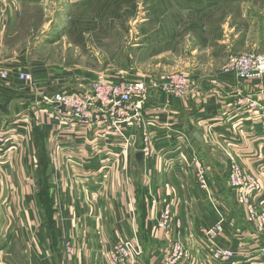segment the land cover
<instances>
[{
  "label": "crops",
  "instance_id": "1",
  "mask_svg": "<svg viewBox=\"0 0 264 264\" xmlns=\"http://www.w3.org/2000/svg\"><path fill=\"white\" fill-rule=\"evenodd\" d=\"M2 2V14H0V35H2L0 52H2V59L0 60V67L9 75L5 83H0V120L5 121L8 125L18 126L15 130H17L22 141L14 150L8 163H2L3 149L2 147L0 149V204L2 205V195L6 196L7 192L8 196L12 195V199L15 200L11 205L8 202V209L12 208L15 212L20 211L18 221L21 226L20 234L25 250L19 254L20 260L17 262L12 256V258L10 257V253L3 254L0 250V264H108L106 253L114 243L130 238L133 233L137 234L135 229L136 186H134L135 183L132 179L131 183L128 181L129 178L126 176L125 170L129 165H132L138 174H150L146 169H150L151 165H148L150 164L148 162L146 164L145 158H143L140 172L135 162V154L141 152L142 148V133H137L135 144L129 150L127 167L124 168L120 160L111 166L107 175L100 176V170L95 169L98 158L95 151L92 154L93 150L87 148L82 155L79 154L85 150L88 138L83 143L81 140L83 134L79 130L59 129L51 120L49 113L38 104L33 90H28L17 80L19 73L32 74L35 87L43 92H49L69 88L63 83L75 79V86L77 88L82 87V84L88 82L89 77H84L83 74L75 70L63 71L62 73L66 75L58 78L63 80V83L58 84L59 81L49 76L50 71L47 70L45 76V70L37 69L36 64L31 65L26 61L23 62L24 56L17 58L16 61L8 60L14 58L9 55L8 50L6 52V46H8L7 38L15 30L17 10L15 0H2ZM262 8H264V1ZM208 76L216 77L217 86H212L210 81H206L210 77L204 78L194 75L193 77L197 79L196 87L185 98L151 95L149 108L152 111L147 122L153 121L158 124L157 121H160L159 130L156 131L158 135L156 138L154 136L150 139L153 143L152 156L156 158L157 162H162L164 166L170 165L171 162L172 164L177 162L176 157L175 159H166L173 154L171 153L173 149H171L170 141L173 142L175 137L168 138L167 133L161 129L163 119L166 118L167 113L171 114L175 116L172 123L185 125L191 134L195 132L199 134V140L193 138V146L201 154L212 182L214 184L217 182L219 184H216L217 187H222L223 192L227 191L229 202L232 198V192L226 185L229 163L225 153L221 152V147L225 149L226 145L230 147L231 151L238 156L240 155L239 161L244 171L254 175L260 181L262 190L255 196V200L257 203L264 204V81L237 82L233 76L222 73ZM72 87L74 88V86ZM239 95L243 98L244 96L257 95L261 109L251 110L238 106ZM36 109L39 111L37 113L38 118L35 120L32 115ZM156 115H158V119L155 118ZM207 124L216 128L215 135L208 136L206 134ZM39 133L41 139L38 137ZM56 138H58L57 141ZM226 138L232 139L236 143L228 145L224 142ZM41 142L45 146L47 156L45 164L49 179L46 192L48 193L47 203H40L39 191L36 187L39 180L37 154ZM138 142L139 147L136 148ZM56 144L73 149L74 156H63L60 152L61 148L55 147ZM215 147H218L219 150H214ZM82 160L84 165H80ZM94 169L95 171H93ZM119 169L126 177V179L124 178L125 182L123 179L122 181L118 179ZM171 174L176 176L175 172H171ZM216 176L222 179L223 184H220L221 182ZM11 180L12 183H10ZM20 180H24L26 184L30 183V186L21 188ZM179 180L181 181L180 178ZM15 185H18V189L15 188ZM179 189L178 193L183 194L181 183ZM187 190L189 191V187H186ZM156 192L158 193V191ZM160 192H163V189H160ZM195 192L200 193L196 186ZM189 196L196 208L187 205L186 210L183 211V225L186 231H191L192 220L196 225L195 220H199L203 214V202L194 199L191 194ZM231 203L234 205L233 200ZM45 206L50 207L46 209ZM180 207H183V204ZM234 207L237 209L235 205ZM187 210L191 213H187ZM119 211H121L123 221L128 222L127 225H125L126 222L120 221ZM237 212L241 215L237 218L238 222H235L234 219L230 224L227 222L228 225L222 235L228 243L223 241L222 237L221 243L224 246L238 245L243 250L244 257L240 264H264V260H260L261 255L258 251L263 243V238L256 235L253 228L245 222L241 212L239 210ZM152 215V212H149L146 215V220L152 218ZM190 215L195 219H190L188 222ZM31 217H35V219ZM24 220H26L25 223ZM29 223H33L30 228L28 227ZM15 224L14 221L10 222V226ZM150 224H153V221ZM232 225L233 229L231 228ZM242 228L247 232H243L244 238L239 240V230ZM66 239H70L72 244L70 255L65 253L63 248ZM11 241L12 236L9 233L7 239L0 240V248L3 242L7 248L6 251H10L8 244ZM150 257V260H146L143 259L142 255L138 264H158L157 260L153 261V258H158L157 254Z\"/></svg>",
  "mask_w": 264,
  "mask_h": 264
},
{
  "label": "rangeland",
  "instance_id": "2",
  "mask_svg": "<svg viewBox=\"0 0 264 264\" xmlns=\"http://www.w3.org/2000/svg\"><path fill=\"white\" fill-rule=\"evenodd\" d=\"M263 1L15 0L17 10L15 30L7 38V45L11 46L10 48L6 46V52L8 50L9 55L14 57L8 60L16 61L17 58L24 56L23 62L36 64L37 69L45 70V76L46 71H50L49 76L59 81L58 84L63 83V80L58 79L59 76L66 75L62 73L63 71L74 70L89 78L104 74L123 80L160 79L167 73L180 72L188 75L195 82L197 79L193 77L194 75L210 77L206 81H211L216 77L208 75L224 74L230 55H238L241 54L240 52L264 54ZM2 6L3 2L0 0V14H2ZM0 37L1 47L2 35ZM258 46L260 48H257ZM1 59L2 52H0ZM6 81H2V84ZM74 82L76 79L63 84L77 88ZM21 83L35 93L33 83ZM168 116L166 117L168 138L176 136L173 134L177 129L185 132L191 140V132L188 128L182 124L172 123L175 116L171 114ZM155 118L158 119V115ZM159 123L153 126V132L159 128ZM163 128L162 123L161 129ZM157 135L158 133L155 134V138ZM38 137L41 139L40 133ZM136 145V148L139 147V142ZM214 150L218 151L219 148L215 147ZM221 152L223 153L222 149ZM171 153L173 154L166 159H175L179 155L177 150ZM37 155L39 180L36 187L39 191L40 203H47L49 179L45 167L46 150L42 142ZM149 171L150 174H138L132 165L125 170L128 181L131 183L132 179L136 186L135 229L141 245V256L150 260V256L154 257L157 254L158 258H153V261L157 260L158 264H170L169 261H172L171 256L167 255L168 252L172 253L169 243L165 241L164 232L155 226V222L156 210L159 211L165 204L176 200V212L181 221L179 242L186 247L185 250L190 257L188 264H192L195 260H203V247L206 246L198 232V227L214 222L217 216L205 200V196L201 192H195L193 168L189 164L187 168H182L178 161L165 166L162 162H155L154 167L151 165L150 169H147L148 173ZM118 172H120L118 179L121 181L123 179L125 182L124 173L120 169ZM171 172H175L176 176ZM216 177L219 182L222 181L218 176ZM12 182L11 180L10 183ZM209 182L213 193L216 194L214 201L218 202L219 211L224 217V230L233 219L238 222L237 218L241 216L238 210L245 220L242 210L235 204L233 198L231 201L233 200L237 209L227 199V191L223 192L220 186L218 188L219 184L215 181L217 185L214 184L211 178ZM180 183L183 186V194L178 193ZM19 184L21 188L30 186V183L26 184L24 180H20ZM186 187H189V194ZM15 188L18 189V185H15ZM160 189H163V192H160ZM155 191H158L156 192L158 195ZM190 194L194 199L203 202V214L199 215V220H195L196 225L192 220L195 218H192V215L188 216V222L191 219L193 227L191 231H186L183 225V211L186 210L187 205L196 208L189 199ZM8 202L11 205L15 200L12 199V195L8 196L7 192L6 196L2 195V205L0 204V240L7 239L10 233L12 241L8 244L10 251H6L3 242L0 250L3 254L10 253V257L12 256L17 262L20 260L19 254L25 250L18 221L20 211L8 209ZM181 203L183 207H180ZM149 212L153 215L147 221L146 215ZM187 213L190 214L191 211L187 210ZM119 216L120 221H123L121 211ZM31 218L35 219V217ZM11 221L17 223L10 226ZM152 221L153 224H150ZM32 225L33 223H29L28 227ZM231 228L233 229V225ZM239 231L247 232L244 228ZM222 240L228 243L223 236ZM228 246L234 248L239 255L238 260L243 261V250L237 245Z\"/></svg>",
  "mask_w": 264,
  "mask_h": 264
},
{
  "label": "built area",
  "instance_id": "3",
  "mask_svg": "<svg viewBox=\"0 0 264 264\" xmlns=\"http://www.w3.org/2000/svg\"><path fill=\"white\" fill-rule=\"evenodd\" d=\"M224 74L233 76L237 82H262L264 81V54L249 52L230 55ZM8 75L7 72L0 70V82L7 80ZM17 80L36 85L32 74L29 73H19ZM87 81L82 84L83 88L69 87L65 90L56 89L49 92H43L35 87L34 97L41 108L49 113L51 120L59 129L79 130L83 134L81 138L83 143L88 138L85 150L79 154L82 155L87 148L93 150L92 154L95 151L98 157L95 169L100 170V176L107 175L111 166L117 161L121 160L124 168L127 167L129 150L133 148L138 132L142 133L143 158L146 164L148 162L150 163L148 165L154 167L157 160L152 156L153 143L150 139L155 136L158 129L153 132L155 123L147 122L152 111L149 108L151 95L182 99L193 92L196 87V82L192 78L180 72L167 73L160 79L146 80H123L102 74L89 78ZM210 84L217 86L218 82L212 79ZM240 95L237 101L238 106L251 110L261 109L257 96L259 94L244 96V98ZM38 111L36 109L33 112L32 116L35 120L38 118ZM166 117H169L168 113ZM163 120V131L167 133L166 120L168 118ZM17 127L0 120V149L1 147L3 149V164L10 161L12 153L22 141L15 130ZM215 130L216 128L211 124L206 125L208 136L215 135ZM173 135L176 136H173L175 139L173 142L170 141V144L173 152L179 151L176 160L181 163L182 168H187L188 164L193 168L196 187L205 196V200L217 216L214 222L198 227V232L206 247H203L204 259L195 260L192 264H240L239 255L234 248L220 243L225 231L224 217L219 211L218 202L214 201L216 194L210 186L208 169L201 154L193 146L192 134L191 140L185 132L177 129L174 130ZM55 140L57 141L58 138ZM224 142L228 145L236 143L227 138ZM55 147L61 148L60 152L63 156L72 157L75 154L73 149L64 148L66 146L61 147L56 144ZM221 149L229 163L227 185L232 192V198L242 210L246 223L253 228L256 235L263 238L258 251L261 255L260 260H264V204L257 203L255 200V196L262 190L260 181L254 175L244 171L240 165V155L231 151L227 145L225 149L223 147ZM80 165H84L83 160ZM176 206L177 201L175 200L162 206L159 211L157 209L155 226L164 232L165 241L169 243V249L172 251L167 254L172 259L169 263L188 264L190 257L185 250L186 247L179 242L181 221L176 212ZM243 236V232L240 231L239 240H242ZM63 248L68 255L72 253L70 239L65 240ZM141 253L139 239L137 234L133 233L130 238L116 241L106 253V259L108 264H138Z\"/></svg>",
  "mask_w": 264,
  "mask_h": 264
},
{
  "label": "water",
  "instance_id": "4",
  "mask_svg": "<svg viewBox=\"0 0 264 264\" xmlns=\"http://www.w3.org/2000/svg\"><path fill=\"white\" fill-rule=\"evenodd\" d=\"M192 136L196 140H199V134L197 132L193 133ZM135 162L137 165V169L140 172L142 170V164H143V154L141 152H137L135 154Z\"/></svg>",
  "mask_w": 264,
  "mask_h": 264
},
{
  "label": "trees",
  "instance_id": "5",
  "mask_svg": "<svg viewBox=\"0 0 264 264\" xmlns=\"http://www.w3.org/2000/svg\"><path fill=\"white\" fill-rule=\"evenodd\" d=\"M50 206H45L44 208L49 209Z\"/></svg>",
  "mask_w": 264,
  "mask_h": 264
}]
</instances>
